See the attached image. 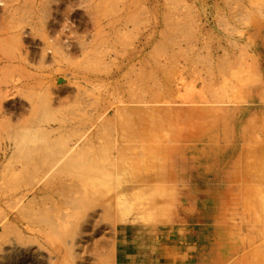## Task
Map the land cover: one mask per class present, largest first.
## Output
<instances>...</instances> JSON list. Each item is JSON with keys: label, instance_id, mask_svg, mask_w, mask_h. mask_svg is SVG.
Listing matches in <instances>:
<instances>
[{"label": "rangeland", "instance_id": "374dc122", "mask_svg": "<svg viewBox=\"0 0 264 264\" xmlns=\"http://www.w3.org/2000/svg\"><path fill=\"white\" fill-rule=\"evenodd\" d=\"M91 207L95 264H264V0H0V264H80Z\"/></svg>", "mask_w": 264, "mask_h": 264}, {"label": "bare ground", "instance_id": "6f19581e", "mask_svg": "<svg viewBox=\"0 0 264 264\" xmlns=\"http://www.w3.org/2000/svg\"><path fill=\"white\" fill-rule=\"evenodd\" d=\"M74 154H75V151H74V147H72V146H68V147H66L64 150H61L60 152H58V155L56 156V155H54V156H49L48 157V159H49V162H50V164L48 165L49 166V169H52L54 166H55V164L56 163H58V161H60L61 159H63V158H67V157H71V156H74ZM46 158H47V155L45 156ZM19 158V157H18ZM20 159H22V158H20ZM19 160V159H18ZM45 160H47V159H45ZM46 163V162H45ZM44 163V164H45ZM17 164V163H16ZM45 168V167H44ZM25 169V168H24ZM17 170V169H16ZM19 170H20V168H19ZM24 172H25V170H23V174H24ZM26 172H29V171H26ZM20 173H21V171H20ZM21 173V174H22ZM74 174H78L77 173V171H76V169H75V173ZM74 176V179H77L76 177V175H73ZM46 178V177H45ZM36 179H38V177L36 178ZM2 180V179H1ZM27 180V179H26ZM75 181V180H74ZM22 182H23V180H22ZM19 183V182H18ZM18 183H16V184H18ZM35 184V183H34ZM34 184H32V187H33V185ZM39 184V183H38ZM27 188V187H26ZM29 188V187H28ZM27 188V189H28ZM31 188V187H30ZM26 189V190H27ZM54 189V188H53ZM57 189V188H56ZM46 190H47V186H44L42 189H39V193L40 194H43V193H46ZM21 191V190H20ZM48 191V190H47ZM14 192V191H13ZM16 193V192H15ZM22 194V193H21ZM20 194V195H21ZM27 194H28V192H27ZM19 195V194H18ZM15 196H17V195H14V197ZM22 196V195H21ZM37 196V195H36ZM55 196V195H54ZM52 197V196H51ZM29 198V197H28ZM46 198V197H45ZM35 199V198H34ZM58 199V198H57ZM37 200V199H36ZM85 199H82V198H80L79 199V202H83ZM87 200V199H86ZM213 200V199H212ZM211 199H210V201H209V204H217V202L216 201H212ZM22 201V199L20 200V202ZM35 201V200H34ZM24 202V201H23ZM86 205V204H85ZM19 206V205H18ZM91 209H92V211H91V213L90 214H84L83 216H82V218H81V221H80V223L78 222V225L74 228V229H72V231H70V233L68 234V236H71V240H70V242H69V245H70V248L68 249L69 250V254H72L73 255V257H74V259H77V260H79V262H80V264H95L94 262L95 261H93V260H95V258L94 257H89V259H85V248H84V243H86V241H85V234H86V231L88 230V228H89V226L92 224V222L93 221H95V219H96V217H97V214H96V211H94V208H92L91 207ZM90 209V210H91ZM58 210V209H57ZM14 212V211H13ZM21 213V212H20ZM13 214V213H12ZM18 215V214H17ZM9 216V215H8ZM19 216V215H18ZM46 217V216H45ZM214 217V216H213ZM11 219V218H10ZM15 219V218H14ZM18 220V219H17ZM11 221V220H10ZM3 222H4V220H3ZM2 222V223H3ZM48 222V221H47ZM46 222V223H47ZM13 224V223H12ZM5 226H6V224H5ZM96 226V225H95ZM52 227H53V225H52ZM4 228V227H3ZM11 228V227H10ZM4 229H6V228H4ZM3 230V229H2ZM12 230V229H11ZM4 235V234H3ZM1 236V235H0ZM22 239V238H21ZM3 240H4V237H3ZM22 241V240H21ZM27 242V241H26ZM40 242V241H39ZM19 243V242H18ZM16 244V243H15ZM2 247V246H1ZM25 247H26V245H25ZM64 251V250H63ZM31 253V252H30ZM34 253V252H33ZM27 255V254H26ZM30 255V254H29ZM1 256V255H0ZM28 256V255H27ZM32 256V255H31ZM23 257V256H22ZM39 257H41V256H39ZM4 258V257H3ZM31 258V257H30ZM23 259V258H22ZM32 259V258H31ZM21 260V259H20ZM19 260V261H20ZM30 260V259H29ZM31 261H34V259L33 260H31ZM26 262V261H25ZM18 262H16V261H14L13 262V260L12 261H10L9 262V264H17ZM22 263V262H21Z\"/></svg>", "mask_w": 264, "mask_h": 264}, {"label": "clouds", "instance_id": "9594fccd", "mask_svg": "<svg viewBox=\"0 0 264 264\" xmlns=\"http://www.w3.org/2000/svg\"><path fill=\"white\" fill-rule=\"evenodd\" d=\"M45 129L46 121L44 120L15 128L10 134L13 154L22 159L32 155L38 147L45 144L47 139Z\"/></svg>", "mask_w": 264, "mask_h": 264}]
</instances>
